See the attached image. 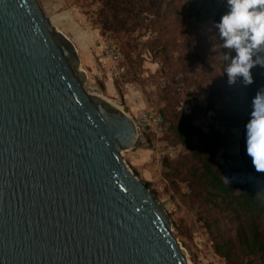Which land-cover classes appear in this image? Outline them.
I'll return each instance as SVG.
<instances>
[{"label": "water", "instance_id": "water-1", "mask_svg": "<svg viewBox=\"0 0 264 264\" xmlns=\"http://www.w3.org/2000/svg\"><path fill=\"white\" fill-rule=\"evenodd\" d=\"M84 77L37 0H0V264H187L121 157L133 120Z\"/></svg>", "mask_w": 264, "mask_h": 264}, {"label": "rangeland", "instance_id": "rangeland-1", "mask_svg": "<svg viewBox=\"0 0 264 264\" xmlns=\"http://www.w3.org/2000/svg\"><path fill=\"white\" fill-rule=\"evenodd\" d=\"M37 3L51 26L74 44L79 70L86 76L84 89H97L133 120L136 141L121 157L166 212L187 264H225L214 254L196 208L184 196L185 183L170 179L171 173L163 165L166 158L177 160L182 150L160 119V110L170 107L193 118L192 124L204 133H225L221 118L232 108L211 96L219 65L209 64L208 59L201 63L186 58L185 32L177 30L185 31L188 26L161 29L163 25L156 24L161 9L149 0H122L117 10L108 0ZM208 51L217 52L209 45L204 57ZM222 153L218 147L220 163Z\"/></svg>", "mask_w": 264, "mask_h": 264}, {"label": "trees", "instance_id": "trees-1", "mask_svg": "<svg viewBox=\"0 0 264 264\" xmlns=\"http://www.w3.org/2000/svg\"><path fill=\"white\" fill-rule=\"evenodd\" d=\"M108 1L117 10L122 0ZM149 1L158 11L161 9L156 23L163 25L161 29H177L184 23L188 26L185 31L177 30L185 32L182 40L188 51L186 58L201 63L208 59L209 64L219 65L211 96L232 108L221 118L226 132L220 135L204 133L192 124L193 118L176 109L160 110L165 132L172 134V141L182 150L177 160L166 158L163 165L171 173L170 179L185 183L184 196L196 208L197 219L216 256L225 264H264V172L256 171L246 151V124L251 118L252 98L264 90V67L257 65L251 70V85H245L242 79L229 84L225 72L228 61L224 59L229 50L222 47L215 27L228 11L226 0ZM110 18L113 21L114 16ZM209 45L217 52L213 55L210 49L204 57ZM218 147L223 150V163L216 157ZM225 173H230L228 180L223 178Z\"/></svg>", "mask_w": 264, "mask_h": 264}, {"label": "clouds", "instance_id": "clouds-1", "mask_svg": "<svg viewBox=\"0 0 264 264\" xmlns=\"http://www.w3.org/2000/svg\"><path fill=\"white\" fill-rule=\"evenodd\" d=\"M228 11L215 24L222 47L229 50L225 72L229 84L242 79L253 83L252 69L264 67V0H226ZM235 55H231V53ZM250 120L246 124V151L256 171L264 172V90L252 98ZM230 173L223 178L228 180Z\"/></svg>", "mask_w": 264, "mask_h": 264}, {"label": "bare ground", "instance_id": "bare-ground-1", "mask_svg": "<svg viewBox=\"0 0 264 264\" xmlns=\"http://www.w3.org/2000/svg\"><path fill=\"white\" fill-rule=\"evenodd\" d=\"M79 71H80V70H79ZM81 72H82V71H81ZM83 79L85 80V77H84ZM84 80H83V81H84ZM112 104H113V103H112ZM115 105H116V104H115Z\"/></svg>", "mask_w": 264, "mask_h": 264}]
</instances>
